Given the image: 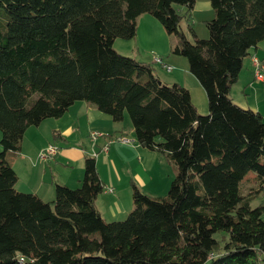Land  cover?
Listing matches in <instances>:
<instances>
[{"label": "trees", "instance_id": "16d2710c", "mask_svg": "<svg viewBox=\"0 0 264 264\" xmlns=\"http://www.w3.org/2000/svg\"><path fill=\"white\" fill-rule=\"evenodd\" d=\"M195 1L0 0V264H264V204L251 207L255 195L241 187L252 170L264 193V120L230 96L249 48L264 40V0H209L208 36L188 24L191 42L180 22ZM142 13L174 36L170 52L187 59L206 114L185 86L114 49L115 38L135 35ZM76 100L113 121L128 113L138 144L175 169L166 195L133 184V208L106 221L92 155L79 186L57 184L50 201L15 188L5 153Z\"/></svg>", "mask_w": 264, "mask_h": 264}, {"label": "crops", "instance_id": "0c3cea01", "mask_svg": "<svg viewBox=\"0 0 264 264\" xmlns=\"http://www.w3.org/2000/svg\"><path fill=\"white\" fill-rule=\"evenodd\" d=\"M192 16L204 20L211 18L213 11L209 0H196L190 12V18ZM194 29L198 34L197 31L200 29L196 27V24ZM167 38L170 39L163 26L152 15L142 13L137 17L136 33L130 41L116 42L117 38H115L113 47L117 50L116 47L128 45L130 49L138 52L142 43L150 44L151 49L162 54L157 53L163 62L165 58L166 61L177 66V69L172 71L174 68L172 65L165 75L154 71L158 78L166 83L178 82L185 86L189 90L197 111L206 114L208 105L203 87L189 71L187 59L170 52L171 40L168 45ZM248 51L249 53L243 59L237 80L233 83L240 85L239 90L234 93L232 84L230 96L240 107L258 111L264 120V81L254 78L250 59L251 55H255L264 61V40L250 47ZM132 56L145 62L148 59L146 54L142 56L138 54L137 57L134 53ZM118 123L119 121H113L93 103L76 100L61 116L44 118L39 124L28 126L21 138L19 150L5 153L6 161L17 174L15 188L23 192L36 193L41 199L50 201L55 196L57 184H65L69 187L79 186L83 176L84 155H92L95 158L99 177L103 182L102 193L105 196L104 199H100L97 195L95 200L97 209L104 217L97 200H110L109 208L112 212L115 205L120 209V196L123 195V199L131 198L133 178L139 179L138 184L140 183L141 186L148 181L150 166L158 157V152L138 144L133 128L131 133H127ZM92 130H98L101 134L95 140L91 139L92 143L90 142L89 147L83 139V133L87 131L90 133ZM117 135H125L124 137L127 136L132 141L113 140V137ZM48 145L58 147L54 155H42ZM136 161L138 164L135 165ZM123 207L120 211H123Z\"/></svg>", "mask_w": 264, "mask_h": 264}, {"label": "rangeland", "instance_id": "374dc122", "mask_svg": "<svg viewBox=\"0 0 264 264\" xmlns=\"http://www.w3.org/2000/svg\"><path fill=\"white\" fill-rule=\"evenodd\" d=\"M180 9L182 10V7ZM194 16H198V15L194 14ZM194 16H192V18H190L189 21L185 17L180 22L181 28L184 30L188 39L191 42H194L193 41L194 36H193L192 32L188 30V24H190L192 26L193 32L198 37H207L208 36V30L205 26L204 19H197ZM198 17H200V16H198ZM195 24H196V27H198L200 29L199 31H197L198 34L200 33V35H198L195 32V29H194ZM169 37H170V39L167 38L168 45H169L170 40L172 38H174V36L171 34V35H169ZM118 41L125 42V41H130V39L118 37L116 39V42H118ZM141 45L142 46H140L138 48V52L134 51L133 49H130V47L128 45L127 46H125V45L119 46L116 48H117L118 52H120L124 55H129V56H132V54H134V53L137 54V57H138V54L141 56L146 54L148 56V59L146 62H149L152 65L153 70L155 72H158L159 74H163V75L167 74L168 73L167 68H162L161 64L158 62H155V60H153V62H151L152 54L153 53L157 54L158 52L154 49H151L150 44H148L147 42L142 43ZM120 48H122V50H124V51H122ZM158 54L162 55L161 53H158ZM164 61L167 62V64H169L171 66L173 65L174 68L172 71H175V69H177V66L175 64H173L169 61H166L165 58H164ZM169 72H171V71H169ZM239 87H240L239 84H233L232 85V89L234 90V93H236L239 90ZM120 124L126 130L127 133H129V132L131 133L132 124H131V121H130V118H129L127 112H124V116H123L122 120L119 121L118 125H120ZM117 136H114L113 140H117L116 139ZM120 136H122V135H120ZM83 139L86 141L87 145H89V147H90V142L92 143V140H91L92 138H91L90 133L88 131L83 133ZM0 149H1V147H0ZM157 154H158L159 158L156 156L157 158L154 160L153 164L150 166L148 181H145L146 183H143L141 186L140 183L138 184V182H140L139 179L133 178L134 185H136L137 188L141 192L146 193V194L153 196V197L166 195L167 191L169 189V186H170V182L172 181L173 177L175 176V169H174L173 165L170 164L169 162H167L166 159L162 155H160L159 153H157ZM136 164H138L137 161L135 162V165ZM254 175H255L254 171H252V170L248 171V173L245 175V178L242 181V185H241L243 194L253 195V196L255 195V198L251 199V201H250L251 207L258 205L259 203L264 204V193L263 192L257 193L256 186L254 185V182H253ZM71 187L73 188L75 186H71ZM103 195L104 194L102 192H100V194H98V198L104 199L105 196H103ZM123 197H124L123 195L120 196V209H119V207H117L115 205L113 212L109 208L110 200H104V201L97 200L98 206L101 208L102 214L104 215V218L106 221L122 220L126 217L128 212L133 208L132 195H131L130 199H129V197H128V199H125V198L123 199ZM124 202H125V204H124ZM114 204H115V202H114ZM102 206H103V209H102ZM122 206H124L123 207L124 209H123V211H120Z\"/></svg>", "mask_w": 264, "mask_h": 264}, {"label": "built area", "instance_id": "2783aa9c", "mask_svg": "<svg viewBox=\"0 0 264 264\" xmlns=\"http://www.w3.org/2000/svg\"><path fill=\"white\" fill-rule=\"evenodd\" d=\"M153 60L155 62L161 63L164 68H167L170 70L172 68L171 65L165 63L162 61V58L157 55L153 54L152 55ZM252 66H253V73H254V78H260V81H264V61L260 60L257 56L251 55L250 56ZM101 133H98V130H92L90 132L91 138L94 140L96 137H98ZM117 140L122 141V142H130L132 139L128 137H116ZM106 149V147H104ZM58 147L55 145H48L45 149V151L42 153V155L46 156H51L54 155L55 152L57 151Z\"/></svg>", "mask_w": 264, "mask_h": 264}, {"label": "bare ground", "instance_id": "6f19581e", "mask_svg": "<svg viewBox=\"0 0 264 264\" xmlns=\"http://www.w3.org/2000/svg\"><path fill=\"white\" fill-rule=\"evenodd\" d=\"M257 80H260V78H256ZM98 133H100L99 131H98ZM120 137H124V136H120ZM22 259V258H21Z\"/></svg>", "mask_w": 264, "mask_h": 264}]
</instances>
